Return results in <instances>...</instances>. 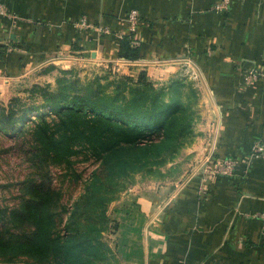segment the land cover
<instances>
[{"label": "crops", "instance_id": "0c3cea01", "mask_svg": "<svg viewBox=\"0 0 264 264\" xmlns=\"http://www.w3.org/2000/svg\"><path fill=\"white\" fill-rule=\"evenodd\" d=\"M2 1L12 17H0V77L48 64L111 66L153 82L189 74L213 113L202 154L248 164L206 179L204 160L201 177L165 196L155 186L137 192L118 223L125 264H264V160L250 157L264 140V79L245 83L247 72L264 71V0L219 12L220 0ZM131 9L140 13L138 56L125 58ZM82 18L110 33L79 29Z\"/></svg>", "mask_w": 264, "mask_h": 264}, {"label": "rangeland", "instance_id": "374dc122", "mask_svg": "<svg viewBox=\"0 0 264 264\" xmlns=\"http://www.w3.org/2000/svg\"><path fill=\"white\" fill-rule=\"evenodd\" d=\"M118 75L111 66L48 64L0 77V264H65V259H71V264H125L120 250L122 228L118 229L124 217L121 208L145 188L158 187L160 196H165L169 188L201 177L199 166L209 156L201 151L210 136L208 128L212 132L208 122L212 109L189 74L156 82L146 77L162 89L166 103L175 100L184 106L183 121L189 123L188 128L180 138L172 131L166 147L147 151L125 173H103L104 179L91 185L92 171L103 157L101 150L65 125L62 109L52 106L50 95L59 100L58 93L65 87L70 100L85 85L108 93ZM133 155L131 150L116 152L121 158L132 159ZM30 181L47 186V195L35 193ZM95 191H101V199L93 196ZM82 195L84 199L77 201ZM40 196L48 199L51 214L50 225L41 230L45 242L30 245L10 237L19 234L25 224L14 212ZM73 209L80 217L76 228L86 217L88 222L92 220L88 230L86 226L80 230L65 226ZM76 239L88 242L79 246Z\"/></svg>", "mask_w": 264, "mask_h": 264}, {"label": "trees", "instance_id": "16d2710c", "mask_svg": "<svg viewBox=\"0 0 264 264\" xmlns=\"http://www.w3.org/2000/svg\"><path fill=\"white\" fill-rule=\"evenodd\" d=\"M134 35H125L122 38L119 55L125 58L138 56V46L133 39ZM67 88L62 87L56 96H51L52 106L61 108L60 117L65 125L74 130L77 136L86 139L92 147L103 155L99 166L92 171L91 185L102 181L103 173L119 170L125 173L134 162L141 161L138 158L149 150H161L166 147L171 139L173 131L177 138L182 137L189 123L184 120V106L176 104L175 100L166 103L163 100V91L156 88L152 82L146 79L144 74L134 82L131 77L118 75L110 92L99 91L92 85L81 86L70 100L66 99ZM62 96H65L62 97ZM66 99V100H64ZM58 100V101H57ZM131 150L132 159L116 156V152ZM166 150V149H165ZM117 157V159L114 158ZM33 186L34 192L42 196L47 195L48 187L42 182H28ZM47 189L45 190V188ZM32 197L26 205L15 211L19 222H24L19 234L10 235L21 242L30 245L44 243L41 230H45L51 223V214L48 208V199L44 197ZM82 195L77 201L83 200ZM93 196H102L101 191H95ZM101 199V198H100ZM77 209L69 213L65 226L71 230H80L92 225V220L80 227H75L80 218ZM103 215V214H102ZM105 221L107 220L104 215ZM2 235L0 234V239ZM88 240H75V244L83 246ZM65 245V244H63ZM64 258V257H62ZM71 259H65V264H71Z\"/></svg>", "mask_w": 264, "mask_h": 264}, {"label": "built area", "instance_id": "2783aa9c", "mask_svg": "<svg viewBox=\"0 0 264 264\" xmlns=\"http://www.w3.org/2000/svg\"><path fill=\"white\" fill-rule=\"evenodd\" d=\"M233 0H220L213 5L214 11H222L228 9L229 5ZM0 17L9 18L12 15L8 12V9L4 2L0 0ZM127 24V35H135L138 26L140 25V13L137 9H131L124 20ZM79 29H91L98 34H108L110 33V28L108 26H98L91 23L86 18H82L76 22ZM125 36L124 34L122 35ZM259 79H264V71H249L245 75V83H251ZM250 157L252 159L264 160V140L260 139L256 141L250 148ZM206 179L216 178V177H231L237 173H245L247 170V163H241L239 160L228 157V156H215L210 155L206 160ZM245 164V165H243ZM264 218V213L262 214Z\"/></svg>", "mask_w": 264, "mask_h": 264}]
</instances>
